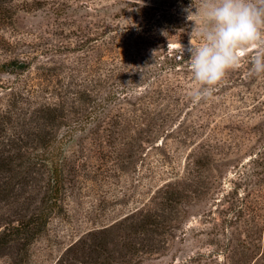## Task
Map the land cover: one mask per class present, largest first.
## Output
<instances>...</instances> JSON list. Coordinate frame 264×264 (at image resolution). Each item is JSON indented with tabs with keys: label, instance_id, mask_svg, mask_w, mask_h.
<instances>
[{
	"label": "rangeland",
	"instance_id": "obj_1",
	"mask_svg": "<svg viewBox=\"0 0 264 264\" xmlns=\"http://www.w3.org/2000/svg\"><path fill=\"white\" fill-rule=\"evenodd\" d=\"M199 6L0 0V236L49 202L28 157L65 142L42 236L0 264H264V43L194 102Z\"/></svg>",
	"mask_w": 264,
	"mask_h": 264
},
{
	"label": "clouds",
	"instance_id": "obj_2",
	"mask_svg": "<svg viewBox=\"0 0 264 264\" xmlns=\"http://www.w3.org/2000/svg\"><path fill=\"white\" fill-rule=\"evenodd\" d=\"M186 11L188 20L203 17L197 45L191 33L187 48L189 69L198 85L192 99L199 102L211 97L216 85L239 66L242 53L264 43V0H200L198 10ZM250 74H264V51L251 57Z\"/></svg>",
	"mask_w": 264,
	"mask_h": 264
},
{
	"label": "trees",
	"instance_id": "obj_3",
	"mask_svg": "<svg viewBox=\"0 0 264 264\" xmlns=\"http://www.w3.org/2000/svg\"><path fill=\"white\" fill-rule=\"evenodd\" d=\"M119 93L113 91L108 105H111L115 101L120 100L118 96ZM64 143L65 142L62 140L58 142L48 143L42 153L37 151L28 157L30 165L33 163L43 164L44 166L49 167L50 170L53 169L52 180L54 185L52 187V190L48 194L49 202L46 207L41 209V211L35 213V215L25 218L24 220L20 221L18 225H13L11 228H5L4 233L2 234V236H0V250L8 245V242L11 240L22 241L21 244L23 245V247L28 248L31 246L34 240L42 236L44 228L46 227L48 219L50 218V214L55 209V205H58L59 201L61 200L60 186L62 184V173L60 170L61 162L59 161V150L61 148V145H63ZM6 189L7 187L0 189V193L5 192Z\"/></svg>",
	"mask_w": 264,
	"mask_h": 264
}]
</instances>
